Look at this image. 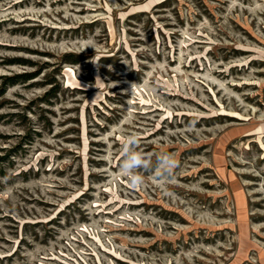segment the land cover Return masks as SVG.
Listing matches in <instances>:
<instances>
[{
	"label": "rangeland",
	"instance_id": "1",
	"mask_svg": "<svg viewBox=\"0 0 264 264\" xmlns=\"http://www.w3.org/2000/svg\"><path fill=\"white\" fill-rule=\"evenodd\" d=\"M0 264H264V0H0Z\"/></svg>",
	"mask_w": 264,
	"mask_h": 264
},
{
	"label": "clouds",
	"instance_id": "2",
	"mask_svg": "<svg viewBox=\"0 0 264 264\" xmlns=\"http://www.w3.org/2000/svg\"><path fill=\"white\" fill-rule=\"evenodd\" d=\"M138 140L135 136L127 137L121 149L119 172L127 177L134 186L143 184L142 173H152L151 179L157 186L167 191L168 185L174 180V169L177 164L170 154H161L155 162L137 149Z\"/></svg>",
	"mask_w": 264,
	"mask_h": 264
},
{
	"label": "trees",
	"instance_id": "3",
	"mask_svg": "<svg viewBox=\"0 0 264 264\" xmlns=\"http://www.w3.org/2000/svg\"><path fill=\"white\" fill-rule=\"evenodd\" d=\"M28 76H30V75H20V76H17V77H21V78H23L24 80H26V79H29L30 77H28ZM11 79V78H10ZM11 84H14V81L13 82H11Z\"/></svg>",
	"mask_w": 264,
	"mask_h": 264
}]
</instances>
